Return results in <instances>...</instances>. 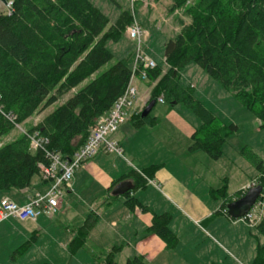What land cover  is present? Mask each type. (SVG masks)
Listing matches in <instances>:
<instances>
[{"label": "trees", "instance_id": "trees-1", "mask_svg": "<svg viewBox=\"0 0 264 264\" xmlns=\"http://www.w3.org/2000/svg\"><path fill=\"white\" fill-rule=\"evenodd\" d=\"M9 1H13L12 14L0 12V142L15 129L6 116H15L16 123L22 125L75 91L40 123L26 130L29 134L38 132L46 138L47 150L69 161L86 144L98 120L113 108L130 83L133 54L94 76L114 58L107 41L120 40L133 24V16L124 11L110 26V19L90 0H0V4ZM171 1L170 13L183 10L190 23L179 19L180 33L165 44L166 72L159 66L145 69L140 65L137 75L144 72L147 81L155 84L147 105L155 102V108L163 98L171 109L183 104L201 120V127L192 133L189 151H202L212 160H219L224 145L238 132V127L221 122L198 100L193 87L183 86L182 72L190 64L200 67L264 128V0H199L194 4H191L193 0ZM89 79L92 80L78 89ZM141 114L136 113L130 119L135 129L160 123L151 114L147 117ZM241 154L257 171L252 186L263 187L258 203L264 206V160L246 149ZM46 163L43 151L32 152L24 134L3 144L0 192L30 189L33 179L41 178L40 165ZM162 167L132 170L114 181L110 189L130 182L134 189L124 195L125 204L130 210L139 207L151 213L136 198H130V194L146 188L148 180H153ZM245 192L230 196L227 181L218 190L211 188V198L222 201L220 210L213 216L229 217L227 205ZM152 215L147 232L159 237L167 250H175L179 239L170 228L172 216ZM99 220L100 215L92 211L81 226L72 229L74 236L67 247L70 255L86 246ZM256 229L263 237V244L258 245L253 264H264V218ZM37 238L33 233L12 258H21ZM123 248V245L113 247L97 255V260L101 264H117L115 257ZM126 264L146 263L143 256L136 255Z\"/></svg>", "mask_w": 264, "mask_h": 264}, {"label": "crops", "instance_id": "crops-1", "mask_svg": "<svg viewBox=\"0 0 264 264\" xmlns=\"http://www.w3.org/2000/svg\"><path fill=\"white\" fill-rule=\"evenodd\" d=\"M2 10L1 3L0 12ZM188 20L190 19L185 20V24L190 23ZM188 67L190 71H187L185 75L189 85L196 89V94L200 98L212 97L214 100V85L209 83V86H206L208 79L204 77V71L195 64H190ZM202 79V84L198 85V80ZM199 89L202 94L199 93ZM145 102L147 103L148 100ZM171 119L174 123L179 120L174 115H171ZM132 128L133 126L128 121L112 137L123 148V156L100 152L75 172L65 193L69 195L75 191L86 193L85 196L83 195L84 199H81V204L85 208V214L84 209L81 213V224L74 225L64 222L65 237L61 236L62 231L56 233L55 224L58 223V220H55V217L62 216V210L67 202L65 197L54 217L43 215L37 221L27 222L8 220L3 223L4 227L0 230H12L11 240L15 237L18 239L13 242L14 247L7 249L4 259H0V264H21L24 261L32 264L35 255L32 252L34 251L41 253L42 257L39 255V259L43 258V264H53L51 260L54 256L58 257L57 255H59V259L63 258L64 263L62 264H101L96 256L109 252L113 247L120 245H123L124 248L115 257L117 264L127 263L128 259L136 255L143 256L146 264H253L257 255V247L259 244H263L262 235L258 231H253V228H250L242 219L232 220L224 214L213 216L220 210L222 201L211 200L209 191L212 187L205 185L203 188H195L185 177V151L181 155V160L178 157L175 159V156H162L163 167L156 173L155 178L148 180L146 188L130 194V198H136L151 213L144 212L139 207L130 210L125 204V196L115 192V189L120 186L117 185L113 190L110 189L112 183L124 174L132 170L140 171L135 164L137 157L135 153L139 149L143 151L140 144L143 145L147 142V136L152 137V132L147 128L153 130V127L142 128L134 134ZM141 130L145 132L144 135L140 132ZM132 134L134 139H130ZM135 143L137 144L136 150L134 149ZM125 144L129 146L125 148ZM189 147L190 144L186 152L195 154L196 152L189 151ZM183 149L185 150V147ZM150 164L151 162H148L145 165L147 167ZM190 170L195 171V169ZM250 186L252 184L249 181L242 182L241 191L247 190ZM80 187V190H75ZM47 188L48 184L39 178L30 189L0 192V199L9 197L12 201L23 205L35 193L45 192ZM152 190H156L154 195L151 193ZM157 199L163 201L160 206L162 207L161 212L156 209ZM75 205L78 207V202ZM76 207L74 206V208ZM175 210L179 215L185 216V236L179 232L180 226H176ZM92 211L100 215L99 223L91 232L86 246L72 256L67 250L68 244L74 236L72 229L81 226ZM152 213L172 214L173 227L171 228L178 236L180 243V247L178 245L175 251L167 250L165 243L159 237L147 232L152 222ZM33 233L38 235L35 244L21 258L14 260L12 254L21 246H18V243L24 239L26 242ZM180 248L183 250H179ZM11 251L13 252L11 253ZM172 259L176 260V263H173Z\"/></svg>", "mask_w": 264, "mask_h": 264}, {"label": "rangeland", "instance_id": "rangeland-1", "mask_svg": "<svg viewBox=\"0 0 264 264\" xmlns=\"http://www.w3.org/2000/svg\"><path fill=\"white\" fill-rule=\"evenodd\" d=\"M90 1L110 19V26H112L116 22V20L118 19V17L121 15L122 12L124 11L130 12L133 16V19L136 20L141 25V27L143 28L146 34L142 38V42H143L141 47L142 57L154 61L157 66L161 67L164 71H166L168 67L164 59L165 44L169 39L175 38L180 33L179 19H183L184 21L187 19V17L183 13V10H180L178 13L171 14L169 11L172 5V4L170 5V3L172 2L171 0H159V1L154 0V3L152 4L151 8H145L140 3L136 4L135 8H133L130 0H90ZM198 1L199 0H193L191 4L197 3ZM188 22H190V20H188ZM106 46L108 50L113 54L114 58L109 64H107L101 70H99V72L94 77H96L98 74L103 73L104 71L109 70L118 61L126 59L130 54L134 55L135 57L134 66L136 65V59H137L136 55L138 54V42L130 39L127 33H125L122 36V38L118 41L108 40ZM189 67L188 68L186 67L187 69L183 71L184 74L182 73L181 83L185 87H190L189 85L190 83L188 82V79L185 75L187 71H190L188 70ZM204 75H205L204 77L208 79L207 80L208 85L206 86H209V83L212 86L214 85L215 99L212 100V97L200 98L197 94L196 97L209 110H211L221 122L225 124L233 123L238 127V132L232 137H230L229 140L224 145L223 156L219 160H212L202 151L196 152L198 154L196 153L190 154L186 152L188 145L189 144L191 145L192 133L196 129L200 128L202 125L201 120L183 104H178L171 109L169 104L165 102L164 103L158 102L156 107L153 109L151 113V117L158 118L161 124L159 123L158 124L159 126L157 127L154 126L155 128L153 127V130L147 128L148 131L152 132L151 135L152 137L147 136L146 137L147 142L144 143L143 145L140 144L143 151L141 149L136 151L135 154L137 157L135 159L136 160L135 164L138 166V169H140L141 171L144 169V167H146L145 164L148 162H151V164L148 165L147 167L162 165L163 164L161 163L162 156L164 157L175 156L174 157L175 159L177 157L178 159H180L181 155L185 151V177L188 179V181L191 183L192 186H195V188H203L206 185L212 187L214 190H218L222 187L224 181H227L228 194L230 196H235L238 192L241 191L242 182L249 181L253 185L257 178V171L255 167L252 165V163L249 160H247L241 154V151H243L244 149L248 151H252L258 157L264 160V128L260 127L259 120L246 108H244L242 104L231 95V93H229L224 88H222L221 85L216 80L211 78L205 72ZM91 80L92 79H89L84 83H82L78 87V89L84 87ZM202 81L203 79L198 80V85L202 84ZM154 85H155L154 83H150L147 80L144 81L139 77H136L134 79V86L138 91V98L135 101L132 110L133 113L143 112L145 106L148 103V102L146 103L145 101L146 100L149 101V98L151 97V93H152V88L154 87ZM217 89L219 90L217 91ZM199 93L202 94V91L200 90ZM72 94H74V91L68 94L67 96H65L63 99H61L56 105L46 109L43 113L38 114L35 117L29 119L26 123H23L21 125V128L23 130H27L31 127L36 126L47 115L53 112L58 106L65 103L72 96ZM171 115L178 117L179 120L174 123L171 119ZM132 129L134 131L133 134L140 130V129L135 130L134 128ZM142 131L143 130H141L140 132L143 133L144 135L145 132ZM133 134L130 137V139L133 138ZM20 136H22L20 130L14 129L6 138H4L0 142V146L10 141L16 140ZM127 146L129 145L125 144V148ZM183 147H185V150L183 149ZM134 149L135 150L137 149L136 143ZM126 156H128L127 153ZM188 167L190 169H195V171L194 172L191 171ZM38 179L39 177L36 176L33 179V184H35L38 181ZM249 188H251V186ZM80 189L81 187L79 189L76 188L75 190H80ZM155 191L156 190H152L151 193L154 195ZM80 192L82 191H75L71 195L65 193L64 197L67 202L65 203L64 208L62 210L63 211L62 216L58 215L55 217L56 218L55 220H58V223L55 224L56 233H58V231H62L61 236L63 238L65 237V231H66L64 229L65 227L64 222H70L74 225H80L82 220L81 213L83 212V209L85 214V208L81 204V199H84L83 195L85 196L86 193H80ZM77 194H79V197H77ZM211 200L214 201L213 198H211ZM76 202H78L79 205L78 207H76L75 205ZM157 202L158 204L156 209L159 210V212H161L162 207L160 206H162L163 201L157 199ZM74 206L77 209L74 208ZM168 214L172 216L171 213ZM175 214L176 215L174 216L177 218L176 226H180L179 232H181L182 236H185V225H184L185 216L179 215V213L176 212V210H175ZM3 223L0 224V229H3L4 227ZM171 227H173V217L170 223V228ZM252 230L258 231L257 229H252ZM12 234H13L12 230L10 231L5 230V231H1L0 233V259L2 260L5 257V253L7 249H9L10 247H14L15 245H13V242L15 241V239L16 240L18 239V237H15L14 239L11 240L10 236ZM24 240L18 243V246L23 245L25 243ZM42 244H44L43 241ZM179 247H180V243H179ZM175 250H171V251H175ZM179 250H183V249L180 248ZM12 252L13 251H11V253ZM32 253L35 254L33 256L34 263L32 264H43L42 263L43 258L39 259V255H41V253L39 252L36 253L35 251ZM57 256L58 257L54 256L51 262L53 264L64 263L63 258L61 257L59 259V255ZM173 263H176V260H174ZM21 264H28V262L26 263V261H24ZM122 264H126V263H122Z\"/></svg>", "mask_w": 264, "mask_h": 264}, {"label": "built area", "instance_id": "built-area-1", "mask_svg": "<svg viewBox=\"0 0 264 264\" xmlns=\"http://www.w3.org/2000/svg\"><path fill=\"white\" fill-rule=\"evenodd\" d=\"M134 8L140 3L145 8H151L154 0H130ZM3 12L11 15L13 12V1L3 4ZM130 39L138 42V54L136 55V65L125 93L118 98L113 108L101 117L96 126L91 130V135L86 144L67 161L60 154L46 149L47 140L38 132L27 133L16 123L17 118L13 115L6 116L10 123L14 124L15 129L27 136L31 150L34 152L43 151L47 163L41 164V179L48 184L45 192H37L29 198L26 204L20 205L12 201L9 197L0 199V224L11 219L20 222L37 221L41 216H55L60 208V204L65 196L66 189L70 186L75 172L88 161L96 157L100 152L123 156V148L113 140V136L119 129L127 123L133 115V107L138 98V91L134 86V79L139 77L146 81L147 75L142 72L139 76L137 70L140 65L145 69H153L157 65L154 61L142 57L141 47L142 38L146 35L141 25L134 20L133 24L126 30ZM161 103L164 100L159 99ZM261 212V213H260ZM264 218V206L261 203L256 205L243 218L250 228H256Z\"/></svg>", "mask_w": 264, "mask_h": 264}, {"label": "water", "instance_id": "water-1", "mask_svg": "<svg viewBox=\"0 0 264 264\" xmlns=\"http://www.w3.org/2000/svg\"><path fill=\"white\" fill-rule=\"evenodd\" d=\"M155 102L148 104L143 110L141 116L147 117L151 114ZM120 187L115 189L118 195H125L134 189V186L130 182L120 183ZM263 192L261 185H255L249 188L246 193L239 199L229 203L226 207V211L232 219L239 220L244 218L250 210L256 205Z\"/></svg>", "mask_w": 264, "mask_h": 264}]
</instances>
